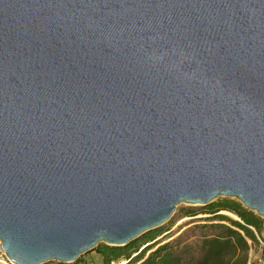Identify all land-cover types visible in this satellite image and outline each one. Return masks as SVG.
<instances>
[{
    "label": "water",
    "instance_id": "1",
    "mask_svg": "<svg viewBox=\"0 0 264 264\" xmlns=\"http://www.w3.org/2000/svg\"><path fill=\"white\" fill-rule=\"evenodd\" d=\"M220 197L264 220V0H0L10 264H77Z\"/></svg>",
    "mask_w": 264,
    "mask_h": 264
},
{
    "label": "trees",
    "instance_id": "2",
    "mask_svg": "<svg viewBox=\"0 0 264 264\" xmlns=\"http://www.w3.org/2000/svg\"><path fill=\"white\" fill-rule=\"evenodd\" d=\"M225 211L236 215L239 221L222 213ZM197 215H205L207 221H217V223L195 225V229L204 230L209 227L217 233L212 237H200L199 244L194 248L174 245L172 240L155 241L159 235L165 233V231H155L143 234L142 237L130 241L124 247L100 244L95 250L103 264L116 261H123L122 264H246L248 248L246 238L254 240V233L249 227L260 231L263 220L231 198L219 199L202 206L200 211L187 212L186 216ZM222 222H228V225ZM227 257L233 261L228 263Z\"/></svg>",
    "mask_w": 264,
    "mask_h": 264
},
{
    "label": "rangeland",
    "instance_id": "3",
    "mask_svg": "<svg viewBox=\"0 0 264 264\" xmlns=\"http://www.w3.org/2000/svg\"><path fill=\"white\" fill-rule=\"evenodd\" d=\"M219 199H224V197H220L215 200L218 201ZM232 199V198H231ZM235 200V199H234ZM202 206H192L187 204H179L169 219L165 224H163L161 227L157 228L156 230L152 231H161L165 233L163 235H159L155 241L160 242H167V241H173L174 245H180L183 247L189 246L194 248L197 246L200 242V237H212L217 233L216 230L210 229L209 227L205 228L204 230L195 229V225L198 226H204V225H210L213 223H217V221H207L205 215H197L195 217H188L187 212H194V211H200ZM223 214L227 215L229 218L239 221V218L230 212H222ZM225 225H228V222H222ZM255 232L259 236H264V220L260 231H257L255 229ZM246 242L248 244V248L246 251V264H258V244L256 241V236L254 234V240H250L246 238ZM1 255V253H0ZM86 257V261H89V257H92L94 264H103L101 258L99 257V254L96 252V250H93L86 255L82 256L81 258ZM228 258V257H227ZM226 258V259H227ZM228 263H231L233 259L228 258ZM123 261H116L112 262L111 264H122ZM2 264V263H1ZM48 264H57L54 262L48 263ZM81 264V263H79Z\"/></svg>",
    "mask_w": 264,
    "mask_h": 264
},
{
    "label": "built area",
    "instance_id": "4",
    "mask_svg": "<svg viewBox=\"0 0 264 264\" xmlns=\"http://www.w3.org/2000/svg\"><path fill=\"white\" fill-rule=\"evenodd\" d=\"M249 228L256 236V241L258 244V253H259L258 264H264V236L263 235L259 236L255 232V229L253 227H249ZM0 258L2 259V261L0 263L10 264V262H8V260L2 254L0 255Z\"/></svg>",
    "mask_w": 264,
    "mask_h": 264
},
{
    "label": "crops",
    "instance_id": "5",
    "mask_svg": "<svg viewBox=\"0 0 264 264\" xmlns=\"http://www.w3.org/2000/svg\"><path fill=\"white\" fill-rule=\"evenodd\" d=\"M100 257V256H99ZM88 259H90L89 261H86L87 259H86V257H83V258H81L79 261H78V263L77 264H79V263H81V264H94L93 263V258L92 257H89ZM101 264V263H100Z\"/></svg>",
    "mask_w": 264,
    "mask_h": 264
},
{
    "label": "bare ground",
    "instance_id": "6",
    "mask_svg": "<svg viewBox=\"0 0 264 264\" xmlns=\"http://www.w3.org/2000/svg\"><path fill=\"white\" fill-rule=\"evenodd\" d=\"M2 261V259L0 258V262Z\"/></svg>",
    "mask_w": 264,
    "mask_h": 264
}]
</instances>
